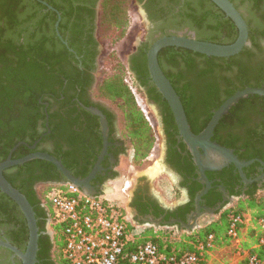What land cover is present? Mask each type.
Segmentation results:
<instances>
[{"label":"trees","instance_id":"trees-1","mask_svg":"<svg viewBox=\"0 0 264 264\" xmlns=\"http://www.w3.org/2000/svg\"><path fill=\"white\" fill-rule=\"evenodd\" d=\"M41 1L59 9L67 0ZM131 1L102 0L100 4L99 38L100 41L108 43L110 50L103 58L104 66L102 65L99 71L92 94L96 99L111 101L121 111L124 122L123 138L132 147L133 162L139 163L154 150L156 139L152 126L126 82V75L132 78L133 71L132 67H128L124 52L126 42H129L134 32V28H129L132 24L129 13ZM231 1L239 9L242 6L246 9L247 24L249 27L252 26L249 30L250 47H245L238 55L229 58L206 57L174 47L164 48L158 53V63L179 96L186 117L189 102L220 105L233 93L245 87H264V46L260 44L264 41V0ZM169 3L174 4L175 1H167V4L161 7L163 32L161 36L171 35L166 34L167 29L174 30L173 34H176L187 27L193 29L197 37L207 42L230 44L236 39L237 29L232 21L225 19L224 14L209 0L195 2L187 0L175 13ZM40 7L43 5L36 0H0V162L6 159L10 149L18 142L30 146L39 138L40 132L36 129L37 119L44 118L40 102L47 101L42 98V94L46 87L50 86L49 83L54 81V76L49 74L61 71L59 69L61 61L66 58L65 49L55 51L53 41L56 39L48 35L52 27L45 25L43 29L44 20L38 17L36 10ZM59 30L63 32L61 25ZM49 43L52 46H49ZM69 44L71 47H77L72 41H69ZM147 47L148 44L144 43L143 47L139 48V53L144 57L142 60L144 71L138 74L141 85H146L148 80L143 78L149 77L145 59ZM64 76L67 78V74ZM93 82L91 79L87 85L91 86ZM134 83L140 90V85L135 81ZM155 90L152 87L149 93L158 99L160 95ZM162 102L167 109L165 101ZM244 105L245 100H240L232 110L243 108ZM51 125L50 118V128ZM58 130L62 132L63 128L55 127L51 135ZM28 153H30L28 147L20 145L11 158L17 159ZM50 154L60 160L72 175L77 176L57 149ZM32 163L40 164L52 173L53 177H35L32 184L28 183L27 179L20 180V176L27 173L26 170ZM12 169L17 170L15 174H9ZM3 175L27 198L35 212L40 233L36 264H63L60 261L55 262L52 258L55 241L45 234L50 211L43 199L51 184L58 185L64 182L62 175L52 164L43 160L29 161L6 169ZM40 181L51 183L40 186L38 192H35L33 185ZM230 212L234 214L250 212L253 217L264 219V197H251L227 208L215 221L185 237L174 250L179 248L181 251H191L195 239H203L209 234L214 235L216 244H228L225 235L226 215ZM1 217L5 220L0 221L1 225L6 227L14 224L16 230H8L6 235L12 245L23 251L28 237L25 220L14 202L2 193H0ZM253 242V234H248L242 248L250 247ZM157 244L162 248V244L158 242ZM170 249L168 246L165 252ZM0 251L2 255L10 254L2 248ZM260 255L263 257L261 253Z\"/></svg>","mask_w":264,"mask_h":264},{"label":"flooded vegetation","instance_id":"flooded-vegetation-1","mask_svg":"<svg viewBox=\"0 0 264 264\" xmlns=\"http://www.w3.org/2000/svg\"><path fill=\"white\" fill-rule=\"evenodd\" d=\"M167 1H175L174 4L169 3L175 13L187 0H132V5H136L143 12L141 23L146 26L142 39L137 41L131 51L126 53V60L128 67L133 69L131 71L132 79L140 85L146 101L155 110L160 131V143L162 144L161 162L164 175L170 179L175 192L180 194V200L164 204L151 190L148 179L141 176L134 183L132 181L128 185L124 194V204L121 205L134 226L158 224V227H161L164 226V223H171L172 227L180 231L182 228L185 230L182 224H189L196 215H198V224L200 221H205L207 217H219L224 210L230 208L229 206L232 207L241 201L251 197H264V97L253 95L242 99L245 100L243 108L233 111L232 108L236 104L216 124L210 140L231 150L240 162L247 165L242 167L241 171L236 169L232 163L220 169L204 171L209 183V187L206 188L192 155L178 136L168 105L166 104L168 107L166 109L162 104L164 100L161 96L156 99L154 94L149 93V90L154 87L149 77L148 79L143 78L148 80L146 85H141L138 78V74L144 71L142 70L144 57L139 53V48L143 47L144 43L148 44L145 51L147 53L152 42L161 37V7H164ZM176 1L178 2L176 3ZM188 1L195 2L196 0ZM101 2L102 0H67L59 9L45 2L52 9H48L44 5L36 8L38 17L44 20L43 29L45 25L52 27V31L48 35L56 39L53 41L55 51L65 49L67 54L66 58L60 60L59 69L61 71L49 74L54 76V81L49 83L50 86L46 87L42 94V98L47 101L40 102L43 107L41 114L44 117L37 119L36 129L40 132L38 138L40 140L34 150L28 148L30 153L45 152L48 154L57 149L58 153L63 155L72 166L73 172L77 174L75 177L78 179H85L92 172L105 148L99 164L100 168L89 183L96 196L104 195L106 185L118 179L121 158L133 161V151L131 155L129 154L132 147L123 138V128L116 111L111 108V105L96 99L92 94L95 82L99 77L101 42L98 30ZM232 3L246 21L245 14L234 2ZM224 18L227 19L225 15ZM60 25L63 32L59 30ZM247 26L248 30L252 27H249L248 24ZM178 33L204 41L203 38L197 37L188 29H183L176 34ZM166 34L173 33L167 32ZM69 41H72L77 47H71ZM260 44L264 46V41H261ZM250 45L251 41L248 37L246 47H250ZM49 46H52L51 43ZM64 74H67L68 79ZM70 74L72 75L70 76ZM91 79L94 82L89 86L87 83ZM220 105L218 103L189 102L187 122L190 130L194 134L202 132L213 112ZM87 108L96 109L104 117L106 145L104 144L101 119L87 111ZM50 118L52 120L51 128L49 127ZM55 127L63 128V131L58 130L51 135V131ZM37 145L39 146L37 147ZM24 146L28 147V145ZM200 152L202 153L201 150ZM16 171L12 169L9 174H15ZM26 171L27 173H23L19 179H27L30 184L35 177H53L52 173L38 163L30 164ZM48 181L36 182L33 185V190L38 192L40 186L51 183ZM205 189L206 191L203 193ZM115 192L120 193L119 189ZM199 195L200 199L197 203L196 198ZM0 221L4 222L5 220L1 217ZM8 230H16L13 223L6 227L0 224V239L10 243L6 235ZM45 234L48 235L47 225ZM50 238L52 240V237ZM10 257L11 253L3 255L4 259L0 260V264H20L16 257L12 260ZM53 260L57 262L54 258Z\"/></svg>","mask_w":264,"mask_h":264},{"label":"built area","instance_id":"built-area-1","mask_svg":"<svg viewBox=\"0 0 264 264\" xmlns=\"http://www.w3.org/2000/svg\"><path fill=\"white\" fill-rule=\"evenodd\" d=\"M50 186L43 195L50 211L47 229L55 241L52 257L63 264H264V219L249 212L226 215L228 244H216L209 234L195 239L191 251H181L175 246L205 225L190 234L172 226L137 227L122 205L104 195L87 196L71 184ZM126 189L127 185L119 191L125 194ZM248 234L254 242L242 248ZM226 246H233V260L212 256L215 248Z\"/></svg>","mask_w":264,"mask_h":264},{"label":"water","instance_id":"water-1","mask_svg":"<svg viewBox=\"0 0 264 264\" xmlns=\"http://www.w3.org/2000/svg\"><path fill=\"white\" fill-rule=\"evenodd\" d=\"M48 9H52L45 2L36 0ZM215 5L228 19L232 21L237 29L236 39L230 44H217L207 41H202L194 38L193 36H185L182 33L164 35L157 38L152 42L146 53V66L149 75V79L156 88V91L160 94L161 98L168 105L174 123L176 125L178 136L186 144L190 154L193 157V161L196 164L200 178L206 184V188L209 187V183L205 177L204 171L220 169L230 163H232L236 169L241 171V168L247 164L240 162L233 152L225 147H222L215 142H212L210 138L213 135V130L219 120L226 114H228L231 107L235 106L240 100L246 99L249 96L257 95L264 97V88L246 87L233 93L230 97L224 100L221 105L212 114L207 126L199 134H194L189 127L187 118L181 103V100L175 92L170 81L158 63V53L160 50L167 47H174L185 49L193 53L204 55L206 57L214 58H229L239 54L244 47L248 45V26L242 16V14L235 8L230 0H209ZM143 12H141L142 14ZM57 25V24H56ZM58 35V33H57ZM59 36V35H58ZM91 114L99 116L101 119V125L103 128L104 144L106 145V126L104 117L102 114L93 108H87ZM38 139L32 146H28L30 150L36 148ZM19 145H26L24 142L17 143L10 149L6 159L0 162V193L6 195L19 209L22 214L26 227H27V242L23 251L19 250L8 241L0 239V248H3L11 253L10 259L17 258L20 264H36V256L38 252V239L40 236L39 228L37 226V219L33 207L27 200V198L16 188H14L4 177L3 172L14 166L22 165L31 160H43L52 164L55 169L62 175L64 184H71L78 188L83 194L87 196H94L95 194L90 188V181L94 177L95 172L100 168L99 164L105 152H102V156L98 159L92 172L85 179H78L71 174V172L62 164L60 160L54 156L45 152H32L24 157L18 159H12L11 155ZM202 151V153L200 152ZM206 189L203 193H205ZM200 195L197 196L196 202L198 203ZM196 215L194 219H191L189 224H182L185 230L180 229V233L185 232L190 234L199 228L197 224ZM171 223H164V226H171ZM153 228H158V224H152ZM48 235L51 237L50 232Z\"/></svg>","mask_w":264,"mask_h":264},{"label":"rangeland","instance_id":"rangeland-1","mask_svg":"<svg viewBox=\"0 0 264 264\" xmlns=\"http://www.w3.org/2000/svg\"><path fill=\"white\" fill-rule=\"evenodd\" d=\"M132 2V1H131ZM241 11L247 15L245 7H240ZM132 24L129 28H134L133 35L131 36L129 42H126V47L124 49L125 54L129 51H131L133 45L136 44L137 41L141 40L144 33H145V26L141 23V11L136 5L130 4V10H129ZM184 29H188L191 32L197 34L193 29H189L185 27ZM165 32H171L173 33L174 30L167 29ZM181 32V31H179ZM161 33L162 29H161ZM101 42V54L99 58V71L101 70V67L104 63L103 58L106 56L108 51L110 50V47L108 43L104 41ZM104 66V65H103ZM108 67V64H107ZM126 82L130 89L132 90L135 100L138 103L139 107L143 111L144 116L146 117L147 121L150 123V125L153 127V131L155 134V147L154 150L151 152L150 155H148L147 158L143 159L139 163H134L133 161H129L130 159L121 158L120 165L118 167V179L115 181H112L104 190V196L106 195L107 199L115 202L117 204H124V194H120L117 191L121 187H124L128 185L133 181V183L141 176H145L149 183L151 190L159 197V200L162 201L164 204L168 203H174L177 200H180V194L178 192H175V189L173 187V184L171 183L170 179L168 177H165L164 175V169L162 166V144L160 143L159 138V127L155 116V110L151 107V105L148 104V102L145 99L144 93L142 89H137L133 79L126 75ZM109 105H111V108H113L119 118V122L121 124V127L123 128V116L121 111L111 103V101L107 99H99ZM129 154H132V149L129 150ZM130 158V157H129ZM157 165V166H156ZM155 168V173L151 172V170ZM151 169V170H150ZM113 192V193H112ZM125 206V205H124ZM231 207V206H229ZM250 213V212H249ZM217 219L216 217H207L205 221L198 222V225L202 227L203 225H208L211 222L215 221ZM198 230V229H197ZM227 248H223L220 250L219 248H215L212 252V256L215 257L219 261H230L234 259V253H233V246H226ZM3 255L0 254V260H3Z\"/></svg>","mask_w":264,"mask_h":264},{"label":"bare ground","instance_id":"bare-ground-1","mask_svg":"<svg viewBox=\"0 0 264 264\" xmlns=\"http://www.w3.org/2000/svg\"><path fill=\"white\" fill-rule=\"evenodd\" d=\"M157 166V165H156ZM151 170V169H150ZM155 168L153 167V169L151 170V172L150 173H152V172H154L155 173Z\"/></svg>","mask_w":264,"mask_h":264}]
</instances>
